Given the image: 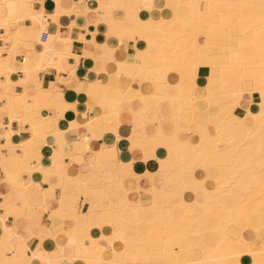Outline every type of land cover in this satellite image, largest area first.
Listing matches in <instances>:
<instances>
[{
    "label": "snow or ice",
    "instance_id": "obj_1",
    "mask_svg": "<svg viewBox=\"0 0 264 264\" xmlns=\"http://www.w3.org/2000/svg\"><path fill=\"white\" fill-rule=\"evenodd\" d=\"M0 33V264H264V0H0Z\"/></svg>",
    "mask_w": 264,
    "mask_h": 264
},
{
    "label": "crops",
    "instance_id": "obj_2",
    "mask_svg": "<svg viewBox=\"0 0 264 264\" xmlns=\"http://www.w3.org/2000/svg\"><path fill=\"white\" fill-rule=\"evenodd\" d=\"M48 3H47V7H54V3L51 1V0H47ZM109 2H112V0H108ZM106 0V2H108ZM65 3H81V0H64ZM84 3H88V4H91V3H98L99 0H83ZM145 2V0H128L127 3H143ZM148 2L150 3H155L157 5L161 4V3H176L175 0H148ZM169 10H165V14L163 16H169L167 13H168ZM161 15V13L159 12V10L157 9L155 11V16H159ZM143 18V16H142ZM69 18L68 17H61V21H65V20H68ZM92 29V30H91ZM76 33H79V29L75 30ZM105 31V27L102 25H100L99 29H97V26L95 25H91L88 27L87 31L84 33L85 35V38L86 40H90L92 38L91 34L93 32L96 33V39H98L99 41H101V43H105L106 40H114L115 38H107L106 40L103 39V32ZM2 34V33H1ZM90 36V37H89ZM75 38V37H74ZM0 44L3 45V41H0ZM147 45L145 44V47ZM75 47H78V48H82L83 45L77 41ZM115 47L117 48L118 50V54L120 57H122L124 60H128V61H134L135 57H136V48L139 47V44L137 43H132L131 47H128L126 51L124 52H119V48H120V45L119 43L117 42L115 44ZM140 51L143 52L144 49L143 48H140ZM96 67V63L95 61H93L91 58H87V59H83L81 61V64H80V67L78 68V71H77V75L81 77V79H83L84 76H87L88 79L90 81H95L97 78H98V74L96 72H93L91 71L92 68ZM14 76L16 74H13ZM169 75H172L171 73ZM201 77V80L202 81H205L206 82V77H205V74L204 72L201 73L200 75ZM99 79L101 80H104L106 79L105 77V74L103 72H100L99 73ZM201 88H203L205 85L204 83H200L199 84ZM148 88L147 85H145L144 89ZM139 89V88H138ZM65 98L70 102H77L78 101V105H77V110L80 111L81 113H83V111L86 110V105L87 102H88V99H87V95L84 94V93H80V94H77L75 92H69V93H66V96ZM164 103H168V100H164L163 101ZM152 110V113H153V116H155L156 114V109L155 108H151ZM65 115H67V117H65V120L68 122L69 120L71 119H75V114L72 113L71 111H69L68 113H66ZM121 130H122V135L124 133H127V135H131L132 132H131V125L128 124V123H124L121 125ZM25 139L28 138V133H23L21 134ZM19 139H20V136H19ZM93 143H101L100 141H93ZM122 144H125L126 141H122L121 142ZM156 155H157V159L156 160H150L148 164H142V163H139L137 164V169H138V174L142 175L143 172H156L157 170H159V162L160 160L162 159H165L166 156H167V151L165 149H157V152H156ZM190 189V188H188ZM183 198V193L182 191L177 188L175 190V195L173 197H171L172 200L174 201H180L181 199ZM107 234V233H106ZM45 244L46 246L49 248V249H52L54 248V241H51V240H46L45 241Z\"/></svg>",
    "mask_w": 264,
    "mask_h": 264
},
{
    "label": "bare ground",
    "instance_id": "obj_3",
    "mask_svg": "<svg viewBox=\"0 0 264 264\" xmlns=\"http://www.w3.org/2000/svg\"><path fill=\"white\" fill-rule=\"evenodd\" d=\"M53 3H54V0H51ZM108 1V0H107ZM111 1V0H110ZM154 1V0H153ZM176 1V3H189V2H200V0H175ZM109 2V1H108ZM112 2L113 3H125V2H128V0H112ZM204 2H209V0H204ZM47 3H48V1L46 0V7H47ZM161 15H159V16H156V17H160ZM163 19L164 20H169L170 19V16H163ZM96 26V25H95ZM104 27H105V31L103 32V34H102V36H103V39H107V38H109V37H107L106 36V32H107V26L106 25H103ZM92 30V29H91ZM1 34V33H0ZM90 37V36H89ZM86 39V38H85ZM97 43L98 44H102L101 43V41H99L98 39H97ZM134 43V42H133ZM0 47H3V45H1L0 44ZM202 72H204L203 70L201 71V73ZM201 73H200V75H201ZM170 74V73H169ZM198 83L200 84V82L198 81ZM200 86V85H199ZM138 90H140V89H138ZM143 91L145 92V94H147L148 93V88H146V89H143ZM164 100H167V97L166 96H163V97H161V101H164ZM155 103H157V101H150L149 102V107H150V109L152 108H155L154 107V105H155ZM257 105H258V103H259V100H258V98H257ZM85 105H87V104H85ZM253 107H256V105H254ZM237 114H239V112H237ZM65 117H67V115H65ZM74 119V118H73ZM64 123H70V120L67 122L66 120H64V121H62V124H64ZM62 130H63V128H62ZM192 138L193 139H195V133H193V135H192ZM13 141L15 142V143H19L20 142V139H19V136H15V137H13ZM45 151H49L48 149H45ZM159 162V161H158ZM159 170H157L156 172H158ZM149 173H152V172H149ZM208 184H214V181L213 180H208V182H207ZM211 190V189H210ZM182 193H183V198H182V200H183V205H191V204H193V202L194 201H196V193L194 192V191H192L191 189H185V190H183L182 191ZM174 201V200H173ZM176 204H180V201H174ZM183 205H181V208H183ZM181 208H177V209H175L174 211L175 212H177V213H179V211L181 210ZM185 212H189V211H196V212H198L199 211V208H195V209H187V208H184L183 209ZM173 242H175V241H173ZM241 264H250V258L249 257H247V256H245V257H243L242 258V260H241Z\"/></svg>",
    "mask_w": 264,
    "mask_h": 264
}]
</instances>
